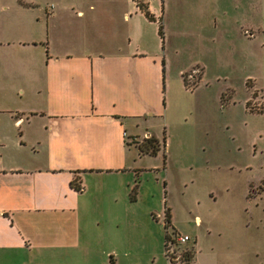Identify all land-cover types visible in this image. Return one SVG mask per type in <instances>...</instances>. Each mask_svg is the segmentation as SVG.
I'll use <instances>...</instances> for the list:
<instances>
[{"label": "crops", "instance_id": "1", "mask_svg": "<svg viewBox=\"0 0 264 264\" xmlns=\"http://www.w3.org/2000/svg\"><path fill=\"white\" fill-rule=\"evenodd\" d=\"M226 7L198 5L194 46L226 19L238 40L259 42L248 78L264 116V0ZM168 16L162 0H0V264H115L119 201L142 198V125L166 114L169 58L181 49ZM196 68L192 89L180 73L185 91L210 86ZM217 80L221 97L230 87Z\"/></svg>", "mask_w": 264, "mask_h": 264}, {"label": "rangeland", "instance_id": "2", "mask_svg": "<svg viewBox=\"0 0 264 264\" xmlns=\"http://www.w3.org/2000/svg\"><path fill=\"white\" fill-rule=\"evenodd\" d=\"M162 1L181 49L169 58L166 114L150 116L141 126L158 135L161 150L136 156L138 167L146 169L136 177L142 198L130 207L119 201L115 264H264V116L258 114L260 92L248 78L258 76L260 44L238 40L235 24L226 19L221 29L208 30L213 42L204 36L208 46L198 48L192 32L198 5L226 7L228 0ZM255 18L245 17L248 23ZM197 64L204 65L210 86L185 91L180 73ZM217 78L230 87L224 107L223 81ZM149 131L140 144L154 137ZM168 206L172 223L166 229ZM166 231L171 240L180 233L191 238L186 244L173 242L176 259L166 257Z\"/></svg>", "mask_w": 264, "mask_h": 264}, {"label": "trees", "instance_id": "3", "mask_svg": "<svg viewBox=\"0 0 264 264\" xmlns=\"http://www.w3.org/2000/svg\"><path fill=\"white\" fill-rule=\"evenodd\" d=\"M139 7L143 9V4H140ZM145 14L147 17L152 18V15L148 11H145ZM158 30H159L160 36L162 37L163 36V27H162L161 22L159 23V29ZM200 78H201V70L197 69V68H194L193 70L184 73L183 74V82H184L185 87H187L188 89H192L197 84V82L200 80ZM220 99H221L222 105L227 104L228 97H226L225 94H222ZM163 145H164V143H163ZM139 149L142 153H148L151 155H155L159 151L160 146H159L158 140L156 138L150 137L147 140H144L139 145ZM71 185H72V187H74L78 191L82 190V188H83L81 185V179L78 176L74 177L72 179ZM136 187H137V184H135L134 190H136ZM153 218H154V216H153ZM165 221H166V224L164 225V227L167 229L168 224L170 222L168 209H166V212H165ZM164 240H165L164 241V248L166 249L167 242L171 241L170 235L168 234L167 231L165 232ZM110 264H113L112 258L110 259Z\"/></svg>", "mask_w": 264, "mask_h": 264}, {"label": "built area", "instance_id": "4", "mask_svg": "<svg viewBox=\"0 0 264 264\" xmlns=\"http://www.w3.org/2000/svg\"><path fill=\"white\" fill-rule=\"evenodd\" d=\"M140 1V0H139ZM175 240L168 241L166 244L165 254L168 260L176 259L178 258V255L174 251V244L173 242L177 244H186L190 240V236L187 234H177V236L174 238Z\"/></svg>", "mask_w": 264, "mask_h": 264}]
</instances>
